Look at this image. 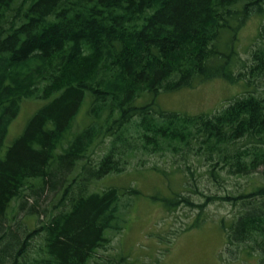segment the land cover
I'll return each mask as SVG.
<instances>
[{
  "label": "trees",
  "instance_id": "trees-1",
  "mask_svg": "<svg viewBox=\"0 0 264 264\" xmlns=\"http://www.w3.org/2000/svg\"><path fill=\"white\" fill-rule=\"evenodd\" d=\"M253 14L264 17V0H0V264H109L96 253L124 228L129 206L97 181L137 153L182 160L203 200L177 192L166 208L230 204L225 249L264 264V88L211 113L137 102L211 78L236 81L243 70L254 83L264 75V21L237 73L232 45ZM26 99L42 104L5 145ZM84 102L88 122L73 129ZM199 175L215 187L245 180L204 193L189 182ZM41 194L50 200L39 209Z\"/></svg>",
  "mask_w": 264,
  "mask_h": 264
},
{
  "label": "rangeland",
  "instance_id": "rangeland-1",
  "mask_svg": "<svg viewBox=\"0 0 264 264\" xmlns=\"http://www.w3.org/2000/svg\"><path fill=\"white\" fill-rule=\"evenodd\" d=\"M263 21V16L253 14L237 30L232 42L237 51V63L233 69L235 73L241 69V61L250 62V52L258 41L256 36ZM229 35L225 33L223 40L227 41ZM243 71L246 74L236 81L211 78L197 82L192 87L171 92H160L157 95L145 93L137 102L153 100L162 109L179 113H211L246 91H252L255 87L258 90L264 88V75L248 84L247 71ZM41 104V101L34 99L22 101L18 114L9 126L5 145L22 131L28 118ZM85 109L84 102L73 129L88 122ZM190 161L193 162V171L195 168L197 173L204 171L203 166H198L189 159ZM185 167L182 160L175 162L169 153H137L124 171L111 173L97 181L104 187H117L122 193L120 200L129 206L124 228L118 233H109L108 244L96 253L97 261H107L109 264H257L256 257L233 256L225 249L224 226L235 216V210L230 204L214 201L202 210L184 203L177 204L172 209L166 208L174 203L177 192L191 197L195 202L203 200L197 193L189 190L194 187L185 183L189 176L183 170ZM244 180L242 177H230L222 186L215 187L206 181L205 175H199L194 179L190 178L189 182L196 184L198 191L219 193L225 187L235 190ZM130 187L136 192L128 193L126 189ZM49 200L50 195L41 194L37 203L39 209L47 206ZM32 204L33 198L27 197V205ZM186 226L188 227L185 228Z\"/></svg>",
  "mask_w": 264,
  "mask_h": 264
}]
</instances>
